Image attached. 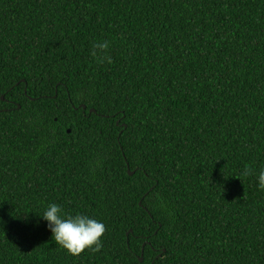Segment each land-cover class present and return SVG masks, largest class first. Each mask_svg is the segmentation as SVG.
Wrapping results in <instances>:
<instances>
[{
    "label": "trees",
    "instance_id": "1",
    "mask_svg": "<svg viewBox=\"0 0 264 264\" xmlns=\"http://www.w3.org/2000/svg\"><path fill=\"white\" fill-rule=\"evenodd\" d=\"M261 170L264 0H0V264H264Z\"/></svg>",
    "mask_w": 264,
    "mask_h": 264
},
{
    "label": "clouds",
    "instance_id": "2",
    "mask_svg": "<svg viewBox=\"0 0 264 264\" xmlns=\"http://www.w3.org/2000/svg\"><path fill=\"white\" fill-rule=\"evenodd\" d=\"M108 44L100 43L96 49L102 54ZM110 61V58H107ZM245 170L242 175H248ZM258 188L264 190V170L257 175ZM40 218L46 222V227L52 238L62 248L72 255H79L85 249L99 250L101 237L105 232V225L85 214L65 215L62 207L56 203L47 206Z\"/></svg>",
    "mask_w": 264,
    "mask_h": 264
},
{
    "label": "water",
    "instance_id": "3",
    "mask_svg": "<svg viewBox=\"0 0 264 264\" xmlns=\"http://www.w3.org/2000/svg\"><path fill=\"white\" fill-rule=\"evenodd\" d=\"M1 98H3V97H1ZM133 172H131V174H132ZM140 260H142V257H140Z\"/></svg>",
    "mask_w": 264,
    "mask_h": 264
}]
</instances>
